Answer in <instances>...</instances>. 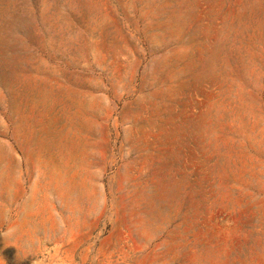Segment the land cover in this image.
<instances>
[{"label": "rangeland", "instance_id": "1", "mask_svg": "<svg viewBox=\"0 0 264 264\" xmlns=\"http://www.w3.org/2000/svg\"><path fill=\"white\" fill-rule=\"evenodd\" d=\"M0 264H264V0H0Z\"/></svg>", "mask_w": 264, "mask_h": 264}]
</instances>
